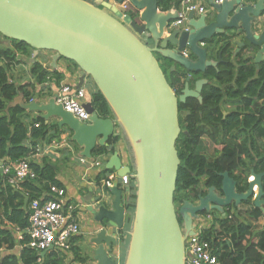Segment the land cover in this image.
I'll return each mask as SVG.
<instances>
[{
	"label": "water",
	"instance_id": "water-1",
	"mask_svg": "<svg viewBox=\"0 0 264 264\" xmlns=\"http://www.w3.org/2000/svg\"><path fill=\"white\" fill-rule=\"evenodd\" d=\"M210 3L213 12L199 18L190 13L186 25L178 27L173 24L179 12L161 11L159 0H0V35L34 49L33 62L37 57L51 60L53 68L61 59L74 62L82 81L92 78L113 117L101 118L90 102L86 105L89 123L81 122L54 97L47 104L18 97L15 101L21 108L42 114L45 121L57 118L60 130L73 133V142L89 160L98 147H108L114 136L123 135L131 149L135 169L123 165L117 152L103 167L121 178L136 174L135 215L124 264H185V242L194 235V220L203 213L217 211L225 216L228 207L241 210L243 203L254 200L264 216V172L254 170L244 193L237 192V182L225 172L223 196L211 187L197 202L186 200L179 209L175 204L181 166L176 147L181 134L179 104L189 97L203 102L201 94L208 83L200 80L191 90V75L218 70L222 53L218 61L209 58L220 43L218 36L229 37L230 43L248 50L258 69L264 61V0ZM129 7L135 12L129 13ZM243 33L245 41L239 42ZM47 52L52 53L50 58ZM156 54L173 63V71L178 67L187 75L181 96ZM110 193L115 196L113 208L100 206L103 196L95 202L98 210L88 208L99 223H108L92 241L98 247L93 264H117L108 248L118 240L108 234V228L125 229L127 206L118 182Z\"/></svg>",
	"mask_w": 264,
	"mask_h": 264
},
{
	"label": "trees",
	"instance_id": "trees-1",
	"mask_svg": "<svg viewBox=\"0 0 264 264\" xmlns=\"http://www.w3.org/2000/svg\"><path fill=\"white\" fill-rule=\"evenodd\" d=\"M174 6L173 0H159L161 11H170ZM7 40L10 45L0 48V160L9 158L17 162L27 157L32 148L25 147L29 126L23 118L26 112L19 104L14 105L15 99L23 95L29 101L34 96L36 86L44 85L49 79L60 84L64 76L52 69L48 61H36L30 66L34 81L21 86L11 82L10 74L16 71L17 65L23 60L28 61L32 57L34 49L26 43ZM225 48L224 54L227 51ZM249 62H241L238 67L230 58L224 59L214 74V68L207 71L213 84L205 88L203 103L197 99H189L186 103L179 104L182 131L176 147L181 166L175 193V204L179 207L186 200L197 201L199 195H205L211 187L221 190L222 174L225 172L237 182L239 193L248 189L252 170L257 174L264 172V62L257 74L255 66ZM170 84L174 88V83ZM92 103L101 118L113 117L110 105L98 88L94 92ZM227 105L233 108L224 119L222 111ZM38 121L41 126L33 131L35 140L45 137L50 130L45 120L39 118ZM54 128L59 132L57 125ZM121 138V135L112 137L110 148L98 147L93 156L114 152V146ZM35 146L36 142L33 147ZM212 151L215 153L213 158L208 156ZM32 167L38 177L35 181L22 184V195L9 185L7 191L12 194V199L3 204L1 198L6 192L0 191V264H65L61 254L54 250L43 255L27 247L28 237L19 242L24 246L19 255L10 253L16 248L17 239L12 230L5 229L2 210L4 209L5 218L10 223L20 224L23 229L28 225V215L23 210L24 196L30 201L42 198L41 186L44 180L50 181L47 184L48 192L51 186H62L55 179L56 171L51 164H32ZM109 171L104 170L100 178ZM201 185L204 190H200ZM124 196L127 206L124 228L128 230L122 231H130L137 199L135 181L130 194ZM225 213V216L217 211L209 213L214 217V222L203 234L211 242L219 261L222 264H264V232L260 236L254 233L253 225L241 218V211L234 206L225 209ZM248 213L255 221L264 218L256 208H251ZM209 214L203 213L205 216ZM129 239L130 236L123 241V245L128 246Z\"/></svg>",
	"mask_w": 264,
	"mask_h": 264
},
{
	"label": "crops",
	"instance_id": "crops-1",
	"mask_svg": "<svg viewBox=\"0 0 264 264\" xmlns=\"http://www.w3.org/2000/svg\"><path fill=\"white\" fill-rule=\"evenodd\" d=\"M247 1L252 4H256L258 2V0H247ZM203 3L210 12H213V7L211 6L210 0H204ZM172 9H171V12L173 11ZM200 16L201 15L196 14L197 18H199ZM263 22H264V19L262 20V24ZM241 36L242 37L239 38L238 41L239 42L245 41L244 33ZM228 38L229 37L222 38L219 36L216 38L217 42L219 41L220 43L214 46L213 52L210 53L209 58L211 60L218 61L220 59V54L222 53V62L224 59L230 58V60L234 63V65L235 66L238 65V67L241 62L249 60L250 61L249 64L252 63L255 66V70L257 74L260 68L258 69L256 67L251 57V54L248 52V50H246L245 48H239V46H237L233 42L230 43ZM2 42L3 41L0 39V46L2 47H7L10 45L6 43H2ZM223 48L227 49L225 54H224ZM18 59L20 60L21 56H19ZM37 61L42 62L44 60L37 57ZM263 62L260 63V66ZM48 64L51 66V60L48 61ZM29 68L30 67L26 65L25 63H21L17 65L16 71L10 74L11 82L21 86L29 81H34V78L30 74V72H28ZM51 68L58 70L60 73H62L64 78L60 82V84H57V82H55L54 80L49 79L44 85L36 86L34 97L37 99V102L39 104H47L48 99L52 96L50 94L54 93L58 87L62 85H66V84L72 85L74 87H80L82 83L83 87L87 89L88 97L92 99V94H94V92L96 91L97 86L95 85L94 81L92 80L90 76H86L84 81H82L83 74L80 68L76 64L70 61H67L65 59H61L57 63V68H53L52 66ZM171 68L172 66H170L169 68V74H175ZM212 70H213L212 74H214L215 68ZM18 97H23V95H19ZM23 99L27 103H31L30 100L28 101L24 97ZM14 105H18V103L15 101ZM231 108H233L231 105L224 107L222 111L224 119L228 117L230 111L232 110ZM24 111L26 112L24 113V116H23L24 122L29 126V133L25 141V147L33 149L37 145H42V144H46V145H52L54 143L63 144L62 149L59 151V155H57L56 157L53 155H51L50 157H43L42 159L39 157L37 158L32 157L31 160H32V164H36L38 166H42L45 163H49L54 167L56 171L55 179L58 181V183L62 184L61 188H63L66 191V198L69 204L72 205V207L74 208V215L77 217V219L80 221V224H81V234L77 238H75V240L73 241V245H74L73 247L74 252L72 253L73 256L72 254L66 255L68 258L65 257L64 262L65 264H93L95 251L97 250L98 247L92 241L95 238H97V235L99 234L102 228L108 227L107 226L108 223L107 222L99 223L96 220L97 215L92 214L88 208L89 206H94V208L98 210V207L95 202L97 201V198L99 196H103V200H104L103 201L104 203L100 204V206L105 204V206H107L108 208L110 209L113 208V202L115 200V196L112 195L111 193L109 194L108 192L104 193L101 190L100 183H102L103 180L107 179V177L110 174L118 175V173L112 169L105 176L101 178L100 176L102 172L105 170L103 167L109 163V161L111 160L115 152L118 153L123 165L132 167L133 160L131 158L130 147L127 141H125L126 139L124 140L123 135H121L122 136L121 140L114 146V152H109L106 155L95 156L93 157V161L88 160L89 161L88 163L81 164L80 158L82 157L81 155L82 149L79 146H77L75 142H73L72 140L73 133L70 130L68 129L60 130L58 126V119L51 118L49 121H46V124L49 125V128H50L46 136L35 140L33 137V131L34 129H37V128L34 125L39 123L41 126V123L38 121V119L42 118L41 117L42 114L35 113V112L29 113L26 110ZM55 125L58 126L59 132L58 130H55L54 128ZM35 142H36V146L33 147ZM108 147L110 148V144ZM31 152L29 153L27 157L23 159L30 158ZM23 159H20V160H23ZM3 160L12 161L9 158L3 159ZM98 162H101L102 167L100 166V163L97 164ZM250 178L251 179H249V181L253 179L252 177ZM22 184L23 183H21L19 186L11 185L6 180V177L4 176V174L0 171V191L6 192L5 195L2 196L1 202L4 204L5 202H8V200L12 199V194L7 191L9 185L15 188V191L17 193L20 192L21 194L24 189L22 187ZM47 184H50V181L44 180V183L41 186V188L43 189L42 190L43 192H41L42 194L41 193L40 194L43 195V197L51 195V192H48ZM43 187H45V189ZM120 188L122 189V185H120ZM26 197L24 196L23 198L24 199L23 210L26 211L27 215L29 216L30 200L28 204L26 205ZM125 199H126V196H123L124 204H125ZM18 200L19 198L16 199V201ZM248 207L249 206H245L243 207V209L241 207L240 215L242 214V211L246 212V209ZM249 211L250 210H247V212ZM1 216H3L2 218L4 219L5 229L12 230L17 239V246L10 253L19 255L22 250V246L19 243L20 242L19 232L20 230H26L28 228V225L22 229L20 228V224L10 223L5 218L4 209L1 212ZM28 216L26 217L27 221H28ZM249 218H250L249 222L246 220L247 223L252 224L254 233L260 236L264 232V218H260L258 221L253 220L250 217V215H249ZM108 234L118 237L121 234V230H117L115 228L109 227ZM120 246L123 249V251L127 249V246L123 245V241L120 244ZM118 248L119 246H116V245L110 246L108 248L109 254L114 255V253L117 252ZM2 251L4 252L5 250H2Z\"/></svg>",
	"mask_w": 264,
	"mask_h": 264
},
{
	"label": "built area",
	"instance_id": "built-area-1",
	"mask_svg": "<svg viewBox=\"0 0 264 264\" xmlns=\"http://www.w3.org/2000/svg\"><path fill=\"white\" fill-rule=\"evenodd\" d=\"M173 1L175 6L172 9V12L178 11L180 16L179 19L174 22V26H185L188 22V16L190 13L199 15L210 13L203 3L204 0ZM224 1L225 0H215V3L222 4ZM125 6L126 5H124V7ZM22 63H25L30 67L31 64L34 63L33 55L28 61L23 60ZM28 72H30V68L28 69ZM50 95H52L50 98L54 97L57 104L61 105L65 111L71 113L81 122L89 123L91 115L88 112L86 105L92 102V99L88 97L87 89L83 87V85L80 87H74L69 84L62 85ZM93 95L94 94H92V97ZM34 101H37V99L32 96L30 102ZM34 126L39 128L40 124L38 123ZM62 145L63 144L61 143L37 145L32 149L30 158L17 162L0 160V171L13 186H19L26 181H34L37 179L38 175L32 167V157H39L41 159L43 157H50L51 155L56 157L59 155ZM80 160L81 164L89 162V159L85 157H81ZM99 163L101 166V162H98L97 164ZM134 181L136 184L137 179L135 173L122 178L117 174H110L107 179L100 183V187L104 193L108 192L110 194L109 190L114 188L115 183L118 182L119 187L122 185L123 192L124 190L126 191L125 195H129ZM126 188L129 190L127 191ZM50 192L51 195L48 198L43 197L30 201L28 228L26 230H20L19 240L22 241L28 237L29 242L26 246L32 250H35L40 254L54 250L61 254V257L65 259V257L68 258L66 255L74 252L73 241L81 234V224L74 215V208L69 204L66 198V191L61 187L51 186ZM213 222L214 217L210 214L206 216L199 215L198 218L194 220V235L189 236L185 242V264H222L219 261L218 256L215 254V249L211 242L203 237L204 232L213 224ZM129 232L130 231H121V234L116 237L118 240L116 246H119L116 252V259L113 254L111 256L117 264H120V261H122V249L120 244L122 241L129 238ZM227 239L228 237L225 238L226 241Z\"/></svg>",
	"mask_w": 264,
	"mask_h": 264
},
{
	"label": "flooded vegetation",
	"instance_id": "flooded-vegetation-1",
	"mask_svg": "<svg viewBox=\"0 0 264 264\" xmlns=\"http://www.w3.org/2000/svg\"><path fill=\"white\" fill-rule=\"evenodd\" d=\"M127 11L129 12V13H133V12H135L134 11V9H132V7H129V8H127ZM188 54V56H189V53H187ZM173 64V63H172ZM172 67L174 66V65H171ZM174 68H176V70L174 71V73L175 74H169L170 75V80H169V78L167 77V73L165 72V74H166V77H167V79H168V81H170L171 83H174V89H175V91H176V93H177V95L178 96H181L182 95V93H183V91H184V88H185V84H186V78H187V75L186 74H183L182 73V71L181 70H179L178 69V67H174ZM164 70V69H163ZM165 71V70H164ZM168 72H169V70H168ZM200 80H206L208 83L207 84H205L204 85V87H203V91H202V97H203V92H204V90H205V88L208 86V85H211V84H213V80H211L210 79V77H209V74H205V75H202V74H192L191 75V80H190V89L191 90H194V89H196V83L198 82V81H200ZM169 82V83H170ZM189 99H196V98H192V97H189L188 99H187V101L189 100ZM198 100V99H197ZM186 101V102H187ZM200 102V101H199ZM200 103H203V102H200ZM179 117H180V112H179ZM184 119H185V117H184V115H183V117H182V120L184 121ZM180 121H181V118H180ZM181 125V124H180ZM181 131H182V129H181ZM212 153V155H215V153L212 151L211 152ZM247 191V190H246ZM245 191V192H246ZM256 191H257V189H256ZM217 192L221 195V196H223V193H222V191L221 190H217ZM256 196H257V194L255 195V197H253L254 199L256 198ZM194 202H197V201H194ZM254 202V200L251 202V204H250V202L249 203H243V205H245V206H249V207H252V208H256L253 204ZM242 205V206H243ZM232 207V206H231ZM228 209V208H227ZM257 209V208H256ZM181 223H182V221H181Z\"/></svg>",
	"mask_w": 264,
	"mask_h": 264
},
{
	"label": "rangeland",
	"instance_id": "rangeland-1",
	"mask_svg": "<svg viewBox=\"0 0 264 264\" xmlns=\"http://www.w3.org/2000/svg\"><path fill=\"white\" fill-rule=\"evenodd\" d=\"M210 13H211V12H210ZM0 39L3 41L2 43L10 44V42H9L5 37H3V36H1V35H0ZM0 48H2V46H0ZM46 54H47L48 58H50L49 56H50L52 53L47 52ZM156 56H157V58L159 59V62H160V64H161L162 68H163V69L165 70V72L167 73V77L170 79L171 77H170V75H169L168 70H169L170 66L173 65V64L170 63L169 61H167L166 59L162 58L159 54H156ZM227 106H229V105H227ZM121 137H122V136H121ZM123 138H124V140H125V137H124V136H123ZM125 141H126V140H125ZM208 156H212V158H213L214 155H212V153H209ZM132 167H133V169H135L134 160L132 161ZM250 179H251V178H250ZM200 190H204V189H203V185L200 186ZM176 206H177V205H176ZM249 206H250V205H249ZM180 207H181V206H180ZM180 207H179V205H178V206H177V209H179ZM243 207H245V205L242 206V209H243ZM247 210H251V207H248V208L246 209V212H245V211H242V214L240 215V217H241V218H244L245 220H247V221L249 222L250 218H249V214H248ZM126 246H127V245H126ZM121 249H122V248H121ZM127 250H128V246H127ZM125 251H126V250L123 251V249H122V253H121V255H122V261H120V264H124V263H125L126 255H127V251H126V254H125ZM114 258L116 259V252L114 253Z\"/></svg>",
	"mask_w": 264,
	"mask_h": 264
}]
</instances>
